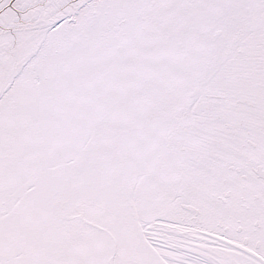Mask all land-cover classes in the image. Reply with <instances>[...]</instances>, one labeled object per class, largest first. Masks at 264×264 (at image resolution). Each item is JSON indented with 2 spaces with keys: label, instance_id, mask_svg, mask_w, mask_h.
<instances>
[{
  "label": "snow or ice",
  "instance_id": "6c2138e0",
  "mask_svg": "<svg viewBox=\"0 0 264 264\" xmlns=\"http://www.w3.org/2000/svg\"><path fill=\"white\" fill-rule=\"evenodd\" d=\"M0 264H264V0H0Z\"/></svg>",
  "mask_w": 264,
  "mask_h": 264
}]
</instances>
